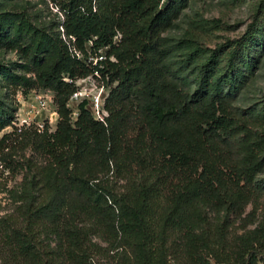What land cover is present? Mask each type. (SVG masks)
Segmentation results:
<instances>
[{"label":"trees","instance_id":"1","mask_svg":"<svg viewBox=\"0 0 264 264\" xmlns=\"http://www.w3.org/2000/svg\"><path fill=\"white\" fill-rule=\"evenodd\" d=\"M12 1L0 0V50L19 61L0 62V131L15 118L10 90L52 92L57 122L14 127L38 159L19 164L0 252L15 264H264V99L236 104L264 49V0L212 47L221 20L183 13L199 0H50L62 14L50 20ZM88 42L106 47L96 64L75 54ZM94 71L107 115L82 101L72 121L75 81ZM10 138L0 160L12 163Z\"/></svg>","mask_w":264,"mask_h":264},{"label":"rangeland","instance_id":"2","mask_svg":"<svg viewBox=\"0 0 264 264\" xmlns=\"http://www.w3.org/2000/svg\"><path fill=\"white\" fill-rule=\"evenodd\" d=\"M260 0H199L190 4L183 13L186 15L198 11L206 18H219L222 26L214 36L207 40L208 46H214L217 42H222L227 38H236L242 35L252 22L256 13V5ZM17 6V7H13ZM26 8L31 14L38 15L43 20H50L54 16L61 18L62 14L54 3L50 0H14L10 2L7 8ZM264 13V10H263ZM89 44V42H88ZM11 61H19L15 52L0 50V62L8 63ZM10 99L13 106H16L15 125H10L0 131V138L5 134H11L8 141V147L1 153L12 152L14 162L8 160H0V216L5 214H14L15 208L19 203L18 195L21 191V183L25 170L19 168V164L27 157H37L32 153L30 147L21 150L20 145L15 140L14 127L20 125L25 120L33 126L49 125L51 131L56 127L57 113L53 104V94L48 90L32 89L26 95L21 91L10 90ZM264 99V49L260 56V61L254 70L253 80L247 85L245 90L239 95L236 104L247 106L255 101ZM42 100L45 104L39 106V101ZM77 105V104H76ZM72 111V121L76 119L78 114L77 106L69 105ZM25 124V123H24ZM15 127V128H16ZM12 145V146H11ZM38 159V158H36ZM39 161V160H38ZM11 167H15L12 169ZM264 177V173L262 174ZM123 181H119L122 183ZM257 214L259 218L264 215V198L257 203ZM251 210V206L247 207V212ZM233 231L241 230V222L233 218ZM94 240L105 245L99 238ZM1 245V242H0ZM6 251V250H5ZM7 253V252H6ZM8 255V254H7ZM0 264H15L8 260V256L4 255V251L0 252ZM5 258V259H4ZM98 260V258H97ZM104 263V259L99 260Z\"/></svg>","mask_w":264,"mask_h":264},{"label":"built area","instance_id":"3","mask_svg":"<svg viewBox=\"0 0 264 264\" xmlns=\"http://www.w3.org/2000/svg\"><path fill=\"white\" fill-rule=\"evenodd\" d=\"M90 44V42L89 44L86 43V50L88 54V57L86 59L83 58L82 54L76 52L75 50L74 51L77 58H79L82 62L88 63L92 61L93 64H96L98 60L104 58V51L106 50V47L100 48L96 54H91ZM110 59L113 58L111 57ZM99 78L100 76L98 72L94 71L93 74L76 79V90L70 96L68 105L74 104V106H78L80 102L85 101V107L88 109L90 114L95 119L103 121L104 117L107 115V112L104 109V102L108 92L103 83L99 80ZM44 104L45 103L42 100L39 101V106L43 107ZM15 124L16 123L13 122V125ZM27 126H31L29 122H27L26 120L24 122H21L20 125H17V127L15 126L16 132H20L22 128Z\"/></svg>","mask_w":264,"mask_h":264}]
</instances>
